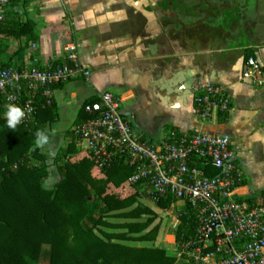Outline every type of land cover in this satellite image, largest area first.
I'll list each match as a JSON object with an SVG mask.
<instances>
[{
  "label": "crops",
  "instance_id": "1",
  "mask_svg": "<svg viewBox=\"0 0 264 264\" xmlns=\"http://www.w3.org/2000/svg\"><path fill=\"white\" fill-rule=\"evenodd\" d=\"M7 21L20 22L24 28L20 34L2 35V66L44 67L63 60L75 48L91 71L89 78L55 86L51 112L40 114L50 132L48 145L71 151L70 160L80 168L87 171L91 166L94 176L102 170L76 135L75 126L84 119L85 103L109 91L121 99L122 113H129L134 125L145 133L155 134L166 126L168 131L175 127L229 135L243 173L236 197L255 200L264 191V86L243 78L249 56L264 64V0H15ZM151 44L157 46L155 54L149 49ZM176 65L223 85L230 110L202 121L191 101L179 112L161 107L151 98L153 80L158 69L173 71ZM165 134L159 141L140 135L159 143ZM170 207L165 209L167 213ZM178 216L173 217L170 228L174 240L164 247L151 245L160 231V224H154L157 216L147 229L159 225L155 240L114 242L161 248L176 257Z\"/></svg>",
  "mask_w": 264,
  "mask_h": 264
},
{
  "label": "built area",
  "instance_id": "2",
  "mask_svg": "<svg viewBox=\"0 0 264 264\" xmlns=\"http://www.w3.org/2000/svg\"><path fill=\"white\" fill-rule=\"evenodd\" d=\"M14 1L0 0V41ZM90 75L75 48L63 60L44 67L2 66L0 53L3 116L7 105L15 104L26 113L19 124L35 125L39 102L51 106L55 86ZM243 78L264 86V64L249 56ZM190 101L202 121L231 108L224 86L214 79L196 78ZM83 110L87 117L76 125L75 133L101 169L122 160L133 169L129 182L154 203H179L181 213L190 210L196 219L193 235L176 245L178 263L264 264V191L255 200L236 197L243 173L229 135L172 127L161 142H151L134 132L122 114L121 99L109 91ZM206 168L217 174L209 175Z\"/></svg>",
  "mask_w": 264,
  "mask_h": 264
},
{
  "label": "trees",
  "instance_id": "3",
  "mask_svg": "<svg viewBox=\"0 0 264 264\" xmlns=\"http://www.w3.org/2000/svg\"><path fill=\"white\" fill-rule=\"evenodd\" d=\"M23 28L20 22L7 21L2 33L20 34ZM43 112L50 113L51 106H42L40 101L37 123L18 124L13 130L0 107V264H188L178 263L161 248L114 242L153 241L159 231L158 224L147 231L157 215L142 204L134 206L139 192L129 182L133 169L122 160L103 166L101 172L95 167V177L90 174L91 166L87 171L80 168L70 160L71 151H65V158H56L60 179L53 189L44 187L48 165L43 164L46 159L35 146L38 130L50 136L40 118ZM206 170L211 176L217 174L214 169ZM156 204L166 209L171 202ZM129 208L113 216L141 219L147 215L146 220H107L113 211ZM178 217L176 242L181 243L193 235L196 219L190 210ZM102 227L126 231L110 233Z\"/></svg>",
  "mask_w": 264,
  "mask_h": 264
},
{
  "label": "rangeland",
  "instance_id": "4",
  "mask_svg": "<svg viewBox=\"0 0 264 264\" xmlns=\"http://www.w3.org/2000/svg\"><path fill=\"white\" fill-rule=\"evenodd\" d=\"M1 40H2V38H1ZM0 46H1V41H0ZM0 53H1V48H0ZM122 107H123V104L121 102V110H122ZM123 116L126 119H128V121L132 124L133 130L136 134H139V135L143 134L147 139L155 138L156 141H159L160 135L162 133L168 132V130L165 129L166 126H161L158 128V130L155 134L145 133L142 130L138 129L134 125L132 117L129 115V113L128 114L126 113V115L123 114ZM67 127H70V126H67ZM55 143H57V141ZM50 152H54V155H51ZM64 153H65V151H64V149H62V147H60L59 149H54L53 147H51L49 145H45V147L43 149H41V154L46 159V161L43 164L48 165V175L46 176V178L44 180V187L48 190L53 189L55 184L57 183V181L60 179V174H59V170H58L59 164L56 161V158L57 157L65 158ZM32 160L34 162V158H32ZM37 164H40V162H37ZM146 197H147L146 193L140 189L139 194L137 195V203L134 206H136L140 203L143 205L151 206L156 211L157 219H156L154 224H156V223L160 224V231H159V234H158L156 240L151 245L164 247V245L169 244V242L172 243L174 240V238L172 239V237H170V234H172V229H170V228L172 226L173 217H177L179 214V211L181 212L182 208H181L179 203H172L170 205L171 207L168 209L169 213H167L165 209L157 206L152 200H150L149 198H146ZM121 211L122 210H116V211H113V213L117 214ZM107 217L109 218V220H111L113 222H125V220H126V219H123L122 217L121 218L120 217L119 218L118 217H112L111 214L107 215ZM146 218H147V216H142L140 220H146ZM106 230L109 232L117 231V229H113V228L112 229L106 228ZM140 243H143V242H140ZM167 247H168V245H167ZM171 250H172V248L170 249V251ZM175 251L178 252L177 246H176Z\"/></svg>",
  "mask_w": 264,
  "mask_h": 264
},
{
  "label": "water",
  "instance_id": "5",
  "mask_svg": "<svg viewBox=\"0 0 264 264\" xmlns=\"http://www.w3.org/2000/svg\"><path fill=\"white\" fill-rule=\"evenodd\" d=\"M152 54L157 46L149 45ZM200 74L193 73L191 68L175 66L173 71L158 69L157 77L151 86V98L157 99L161 107L167 111L179 112L189 106L192 86Z\"/></svg>",
  "mask_w": 264,
  "mask_h": 264
},
{
  "label": "clouds",
  "instance_id": "6",
  "mask_svg": "<svg viewBox=\"0 0 264 264\" xmlns=\"http://www.w3.org/2000/svg\"><path fill=\"white\" fill-rule=\"evenodd\" d=\"M25 114V110L22 107L15 104L7 105V126L14 130L25 117ZM49 143L50 136L46 133V131L38 130L36 133L35 146L40 149H43L45 145H48ZM50 154L54 155V152H50Z\"/></svg>",
  "mask_w": 264,
  "mask_h": 264
}]
</instances>
